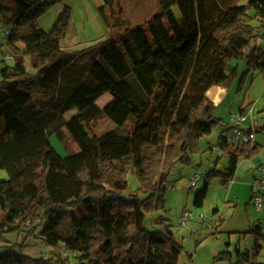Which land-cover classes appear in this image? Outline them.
<instances>
[{
	"label": "trees",
	"instance_id": "1",
	"mask_svg": "<svg viewBox=\"0 0 264 264\" xmlns=\"http://www.w3.org/2000/svg\"><path fill=\"white\" fill-rule=\"evenodd\" d=\"M62 1L0 0V24L10 29L2 46L14 58L0 69V169L8 174L0 180V264H52L8 244L13 231L63 245L76 264H179L182 244L169 219L158 215L148 227L145 218L164 209L174 165L193 164L200 139L216 126L223 127L217 144L227 163L208 172L194 206L203 205L212 177L228 187L239 158L259 153L255 142L228 148L229 126L214 115L207 91L228 89L239 76L240 91L250 71L264 73V0H158V12L136 24L124 21L117 0H101L97 10L109 32L78 50L61 45L70 6L48 30L38 25ZM233 60L247 70L239 74ZM15 90L30 97L20 107L10 97ZM104 93L111 100L100 107ZM100 117L114 127L97 136L92 123ZM64 128L78 152L61 155L52 145L51 135L65 142ZM261 230L249 229L253 254L235 248L230 264H264Z\"/></svg>",
	"mask_w": 264,
	"mask_h": 264
},
{
	"label": "rangeland",
	"instance_id": "2",
	"mask_svg": "<svg viewBox=\"0 0 264 264\" xmlns=\"http://www.w3.org/2000/svg\"><path fill=\"white\" fill-rule=\"evenodd\" d=\"M117 2L125 14L124 21L129 24L142 23L149 16L158 12V0H117ZM235 2L241 5L246 0H235ZM100 4L101 0H65L56 3L38 19V25L43 30H48L63 6H70L71 19L66 36L61 40V45L68 50L82 49L106 38L109 32V28L102 21L97 10ZM175 13L179 16V11L176 8ZM251 23L259 24L258 20H252ZM5 53L11 54L7 46H0V69L3 64L12 65L14 61V58L4 59ZM25 61L30 70L28 56L25 57ZM236 63L239 64V74L247 70L242 62L237 61ZM239 81L240 76L232 84V90L236 94L234 110L238 105L246 108L249 105L254 106V142L261 145L259 153L251 158H239L236 173L228 187L221 184L220 178L212 177L203 205L201 207L194 206V193L201 188L203 183V179L198 177L197 184L193 187L190 186L189 180L194 172L197 170L200 175L202 172L208 174L213 169L224 170L227 163L226 156L217 157L216 141L222 126H216L208 136L200 139V151L193 156V164L177 163L174 165L165 182L164 209L148 214L145 218V225L148 227H151L154 217L158 215L169 219L176 238L182 244L179 264H230L236 260L235 248L241 252L247 249L250 254H253L255 235L249 232V228L257 225L258 221L261 222V231L264 237V189L262 190L261 209H255L252 203L253 192L257 190V178L259 177L256 169L258 166L264 165V73L250 71L241 90L237 91ZM10 97L18 107L30 98L21 90L12 91ZM110 100L111 95L104 93L97 100V104L104 107ZM75 113L76 109H72L65 113V118L69 119ZM223 125L226 128L224 121ZM113 127V123L106 117H100L92 123L93 132L97 136ZM244 127L246 128L247 124H244ZM64 131L65 142L62 143L55 135H51L52 145L61 155L78 152L77 145L70 139L65 128ZM228 134L229 132H227V136ZM247 146L250 148L251 144L244 145V147ZM253 172L256 176L249 180L247 177ZM7 178V172L0 169V180ZM127 178L129 189H135L138 185L136 177L129 174ZM172 186L173 188H171ZM214 208H217V211L213 213ZM183 209L190 210L192 215L186 225L175 229ZM26 227L28 228V226ZM6 239L9 241L8 244L17 242L16 250L32 258L50 259L52 264L77 263L76 254L64 257L65 248L63 245L57 247L47 245L38 233L33 237L26 238L24 232L13 231L6 234ZM262 240H260L262 251L258 256L261 261L264 259V241ZM222 252H224V257L215 260V256Z\"/></svg>",
	"mask_w": 264,
	"mask_h": 264
},
{
	"label": "built area",
	"instance_id": "3",
	"mask_svg": "<svg viewBox=\"0 0 264 264\" xmlns=\"http://www.w3.org/2000/svg\"><path fill=\"white\" fill-rule=\"evenodd\" d=\"M10 29L9 27H2L0 29V46L6 43L7 38L9 36ZM4 59H13V55L5 53ZM254 106L249 105L246 109L241 110L239 112H231L229 114V134H226V142L228 148L234 149L237 147H242L247 144L254 143L255 138V122H254ZM244 124H247V127H244ZM250 146V147H251ZM218 158L222 156H226V152L222 150L220 147L217 148ZM257 172L259 173V177L257 178L258 185L257 190L253 192L252 203L254 208L259 210L262 207V190L264 189V165H260L257 168ZM207 176V172H202L200 175L197 170L194 172L192 178L189 180V184L191 187L197 184L198 177L201 179H205ZM192 215V212L187 209H183L181 215L179 217V222L175 226V229L180 228L187 224L189 217ZM75 255V252H69L66 249L63 251L64 257H68L69 255Z\"/></svg>",
	"mask_w": 264,
	"mask_h": 264
},
{
	"label": "crops",
	"instance_id": "4",
	"mask_svg": "<svg viewBox=\"0 0 264 264\" xmlns=\"http://www.w3.org/2000/svg\"><path fill=\"white\" fill-rule=\"evenodd\" d=\"M262 43H264V42H262ZM236 62L237 61L233 60V61H231V64H237ZM242 64L244 66H246L245 62H242ZM207 96L209 97V99L212 101V103L215 106L214 115L216 117L221 118L225 122V125H227V126H229V121H228L229 119L228 118H229V114L231 112H239L241 110L246 109V107L238 105L237 109H235L237 111L234 110V106L236 105V94H235L234 90H232V86L228 89L214 86L207 91ZM222 130H223V127L221 128L220 133L222 132ZM220 133H219V135H220ZM218 138H219V136H218ZM216 142L218 143V139ZM217 143H216V147L218 146ZM255 143H257V142H255ZM257 144H259V143H257ZM256 171H257V169H256ZM255 176H256V174H255V172H253L247 178L249 180H251L252 178L254 179ZM171 188H173V186ZM215 209L217 211V208H214L213 210H215ZM257 225L261 226V222L258 221ZM257 225H255V226H257ZM262 241H264V238ZM260 242L258 244L260 247H262V244H260ZM263 245H264V243H263ZM261 251H262V248L259 250V253H258L259 255H260Z\"/></svg>",
	"mask_w": 264,
	"mask_h": 264
}]
</instances>
